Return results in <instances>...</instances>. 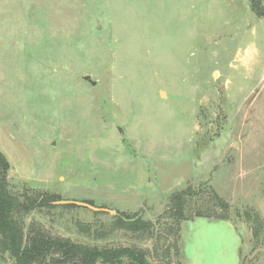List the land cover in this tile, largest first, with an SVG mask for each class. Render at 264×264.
<instances>
[{
    "label": "rangeland",
    "instance_id": "1",
    "mask_svg": "<svg viewBox=\"0 0 264 264\" xmlns=\"http://www.w3.org/2000/svg\"><path fill=\"white\" fill-rule=\"evenodd\" d=\"M0 151L22 201L107 209L38 206L17 213L26 232L263 264L264 17L250 0H0ZM213 211L230 218L197 216Z\"/></svg>",
    "mask_w": 264,
    "mask_h": 264
},
{
    "label": "trees",
    "instance_id": "2",
    "mask_svg": "<svg viewBox=\"0 0 264 264\" xmlns=\"http://www.w3.org/2000/svg\"><path fill=\"white\" fill-rule=\"evenodd\" d=\"M252 8L264 17L261 0H250ZM10 163L0 151V258L12 259L13 264H154L149 260L147 251L138 247L96 246L73 241L70 238L54 236L40 228L26 232L17 218V213H29L38 206L55 207L62 200L59 195L44 192L41 200L27 198L22 201L11 192L8 186ZM193 186L174 193V209L183 217L185 196L192 193ZM215 200L227 207L225 199L213 188ZM93 205L92 201H87ZM71 206V205H69ZM214 213L197 214L216 219H229L228 215ZM116 226L138 232L149 229V222L138 214L116 213ZM264 264V263H263Z\"/></svg>",
    "mask_w": 264,
    "mask_h": 264
},
{
    "label": "water",
    "instance_id": "3",
    "mask_svg": "<svg viewBox=\"0 0 264 264\" xmlns=\"http://www.w3.org/2000/svg\"><path fill=\"white\" fill-rule=\"evenodd\" d=\"M84 79L89 81V82H91L92 85H96L97 84V81L93 80L90 75H85ZM60 202H68V203H74V204H78V205H83V206H87V207H89V208H91L93 210H96V211L107 210L105 208L96 207V206H94V205H92V204H90L88 202H83V201H60Z\"/></svg>",
    "mask_w": 264,
    "mask_h": 264
}]
</instances>
